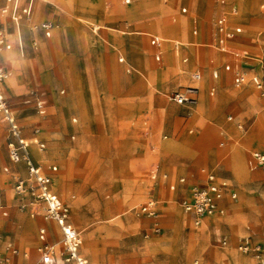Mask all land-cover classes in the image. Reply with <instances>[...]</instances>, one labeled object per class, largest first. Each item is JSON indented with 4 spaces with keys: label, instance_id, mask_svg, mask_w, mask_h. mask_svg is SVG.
Instances as JSON below:
<instances>
[{
    "label": "rangeland",
    "instance_id": "obj_1",
    "mask_svg": "<svg viewBox=\"0 0 264 264\" xmlns=\"http://www.w3.org/2000/svg\"><path fill=\"white\" fill-rule=\"evenodd\" d=\"M242 1L244 8L239 0L238 16L248 14L247 21L254 24V28L244 24L246 44L264 56V0ZM207 3L212 7L209 14ZM93 4L112 11V17H103ZM184 5H188V13L181 11ZM45 6L55 22L52 36L40 34L34 43L28 26L23 25V50L14 47L4 52L13 59L5 57L9 75L3 87L26 134L33 133L42 117L33 103L24 104L23 99L29 93H45L48 113L41 120L50 157L47 164L59 166L62 197L71 203L72 221L82 238L80 249L89 264H177L176 257H184V264H258L254 251H240L235 240L250 226L254 244L264 251V169L249 163L252 150L264 145V100L250 86L243 94H224L219 88L223 82L230 91L238 89L230 73L223 72L219 80L212 76L211 60L220 58L211 45L217 0H55V6ZM163 7L167 9L161 12ZM41 12L42 7L37 8V19ZM191 13L198 15L204 27L198 37L203 44L196 46L204 79L199 103L189 117L169 94L187 81L185 71L176 74L179 61L187 65L173 52L171 41L183 43L187 52ZM92 23L105 28L94 34ZM146 31L162 34L167 40L161 62L154 59L155 48ZM41 42L51 44V49L42 52ZM135 50L143 53V62L134 56ZM121 55L134 65L131 72L118 61ZM161 66L162 74L175 80L169 88L165 79L158 83L151 72ZM207 79L216 88L211 95L212 84L207 86L205 100L203 82ZM0 119V202L8 210L3 215L0 208V231L4 239L30 252V262L41 264L38 227L47 221L18 206L12 176L3 170L11 161L1 113ZM142 119H147L144 126L139 122ZM222 140V147H216ZM209 169L227 178L237 197L226 200L229 215L209 219L211 226L206 227L203 223L208 218L195 225L190 215L185 216L180 204L185 193L181 188L171 190L170 185H178L179 177L185 176L182 185L188 189L203 181ZM151 173H157L158 179L151 180ZM151 183L156 184L154 194L162 205V230L146 236L149 219L138 212L137 204L145 197L144 187ZM87 218L91 225L85 227ZM218 221L226 226L219 229ZM224 233L230 238L226 245L220 242ZM54 234L52 264H75L67 257L57 227ZM222 251H235L238 257L218 253ZM17 258L21 261L23 256Z\"/></svg>",
    "mask_w": 264,
    "mask_h": 264
},
{
    "label": "built area",
    "instance_id": "obj_2",
    "mask_svg": "<svg viewBox=\"0 0 264 264\" xmlns=\"http://www.w3.org/2000/svg\"><path fill=\"white\" fill-rule=\"evenodd\" d=\"M52 0H5L0 8V14L4 19L11 21L16 26L17 35L20 38V28L23 23H29L31 28L41 29L47 37L52 35L53 22L45 18L40 22H33L32 16L35 6L38 2H51ZM130 0H127L129 2ZM221 4H225L226 0H219ZM183 12L187 11L186 7L182 8ZM237 8L231 7L230 11H224L214 20V31L216 35L215 47L223 53L232 56L231 61L223 64L225 71L232 72L233 84L237 87L247 82L259 91L260 97L264 100V77L257 71H252L257 65L264 68V62L261 56L251 53L249 50H236L229 46V41L236 39L243 32L241 25H230V15L236 14ZM99 26L94 25L93 30H99ZM193 33H198V28L194 27ZM164 40L158 35H152L150 42L152 45L161 46ZM21 44V43H20ZM176 48L179 43H176ZM13 47L11 32L5 23L0 22V54L5 50ZM156 60H161V53L155 55ZM186 61L187 58H184ZM119 61L125 63V57H119ZM127 72L132 70L131 66L126 67ZM9 72L6 67L0 63V113L8 124V155L10 160L15 164L24 166V170H18L11 173L13 180L14 195L18 200V206L21 209H27L32 217L42 215L46 221L55 222L61 232V243L69 260H73L76 264H88V259L80 252L81 233L74 225L71 219L70 205L65 202L59 193L54 189V183L57 179L59 170L57 164H51L48 171L44 168L41 159L43 151L46 149V142L39 137L40 128H34V136L27 137L24 134V127L20 123L16 112L10 105L6 96L3 84L8 77ZM213 77L219 78L220 71L215 69ZM203 75L199 70H191L187 72L188 83L180 86L169 94L170 100L179 105L188 107L189 113L198 103L200 93L199 83ZM62 90L61 92H63ZM31 92H34L31 91ZM215 93V88L211 89V94ZM45 93L33 96V93L27 94L24 104L33 103L42 116L47 114V98ZM230 120L233 116L228 117ZM77 118L74 117L73 121ZM241 126L242 124H238ZM74 137V136H73ZM220 143L219 145H222ZM33 145H36L37 152L34 151ZM250 163L253 167L264 169V148L254 149L251 152ZM4 170L10 172L8 166ZM156 174H152V178H156ZM181 182L185 181V177L180 178ZM176 185L172 184L171 188L175 189ZM3 188L0 186V197ZM264 192V189H263ZM229 194L231 198L237 197V192L233 189L231 182L223 177H217L214 172H208L206 182L197 183L190 189V195L181 200L184 210L193 215L194 223L199 225L206 216L215 213L224 214L226 208L221 205V201ZM0 208L3 215L8 214V210L0 202ZM138 212L152 220L151 226L145 231V235L161 232L160 213L161 206L159 201L154 197H150L141 202ZM38 239L40 243L37 251L40 255L41 264H51L55 252V245L49 240L46 226H39ZM228 243L227 237L222 239V244ZM238 249L242 252L254 251L259 259V264H264V251L261 245H255L250 235H245L238 242ZM30 252L21 249L12 240L4 239L0 231V264H22L16 260L19 255L24 258L29 257Z\"/></svg>",
    "mask_w": 264,
    "mask_h": 264
},
{
    "label": "crops",
    "instance_id": "obj_3",
    "mask_svg": "<svg viewBox=\"0 0 264 264\" xmlns=\"http://www.w3.org/2000/svg\"><path fill=\"white\" fill-rule=\"evenodd\" d=\"M4 2H5V0H2V2H1V4H0V8H1V6L4 4ZM217 3H218V5H219V11L217 12V14L213 17V19H212V29H211V34H212V42H211V45L216 49V51L219 53V56H220V58H219V60L221 61V62H218L217 60H214V59H212L211 60V63H212V67H213V70H212V76H213V71L215 70V69H218L219 71H220V77L219 78H214V79H220L222 76V73L223 72H225V73H230V77H231V81H232V84H233V75H232V72H229V71H225L224 69H223V64L225 63V62H227V61H231L232 60V56L231 55H229V54H226V53H223V52H220L216 47H215V44H216V41H217V39H216V35H215V31H214V20H215V18L219 15V14H221L222 12H224V11H230V9H231V7H233V6H235L236 8H237V13L236 14H231L230 15V25L231 26H235V25H241L242 27H243V32L241 33V35H239L236 39H233V40H231V41H229V46L231 47V48H233V49H236V50H249L251 53H254V54H256V55H259V56H261L262 57V59H263V62H264V56L263 55H261L260 53H258V52H255V51H253L252 49H250L248 46H247V44H246V31H245V33H244V24L245 25H249L251 28H254V24L253 23H251V24H249V21H247V19L249 18L248 17V14H241L242 15V17L240 16H238V14H239V12H240V5H241V8H244V2L241 0V2H240V5H239V0H226V3L225 4H221L220 3V1L219 0H217ZM46 4H49V5H52V6H55V0H52L51 2H38L37 4H36V6H35V9H34V12H33V16H32V20H33V22H40L41 20H43V19H45V18H48V19H50L52 22H53V29H54V26H55V22H54V20H53V18L50 16V11L46 8ZM91 6H94V7H96V8H98L99 10H101V12H102V14H103V17H106V18H111L112 17V11H110L109 9H106V8H104V7H102V6H99V5H96V4H93V5H91ZM39 7H42V12H41V15H40V17L37 19V8H39ZM183 7H186L187 8V11L186 12H184V13H188V9H189V7H188V5H184V6H182L181 7V11H182V8ZM161 9V12H164L166 9H167V7H163V8H160ZM205 11L207 12V14H209L211 11H212V7H211V4H208L207 3V6L205 5ZM183 12V11H182ZM95 16H98V15H95ZM80 18H81V16H79ZM99 17V16H98ZM101 17V16H100ZM241 20V21H240ZM190 21H191V33H192V37L187 41V44L189 45V49L187 50V52H185V51H183L184 49H183V43H179V42H175V41H171V42H173L171 45H172V50H173V52L176 54V55H181V60H182V62L183 63H185L187 66H184V65H181V63H180V61L178 62V68H177V75H181L182 73H183V71H185L186 73L187 72H189V71H191V70H199V71H201V73H202V75H203V78H202V80L200 81V83H199V87H200V93H199V97H198V103H199V100H200V96H201V83H202V81H203V79H204V70H203V68L201 67V65H199V62H201V59H200V56H199V54H198V51H197V49H196V46H199V45H202L203 43L201 42V41H199V35H200V33H202V27H203V24H202V22H201V19L198 17V15L196 14V13H191V16H190ZM243 21V22H242ZM0 22L1 23H5V25L8 27V29H9V31L11 32V39H12V42H13V47L10 49V50H12L14 47H16L18 50H20V51H22L23 50V30H22V28H23V25H26V26H28V32H30L31 33V35L33 36V38H34V40H33V42L34 43H37V38H39L38 36L40 35V34H42L43 36H45V37H47L45 34H44V32H43V30H41V29H33V28H31V26H30V24L29 23H23L22 25H21V28H20V32H21V37L19 38L18 37V35H17V31H16V26L14 25V23H12L11 21H8L7 19H4L3 17H2V15L0 14ZM181 24H184L183 23V21H181ZM94 25H96V26H99L100 28H99V30H97V31H94L93 30V26ZM194 27H197L198 28V33L197 34H194L193 33V29H194ZM102 28H105L103 25H101V24H95V23H92L91 24V30H92V32L94 33V34H98L101 30H102ZM204 28V27H203ZM206 30V29H205ZM146 34H148L149 35V43H150V45L152 46V47H154L155 48V52H154V54H153V56H154V59H155V61H157V62H161L162 61V58H163V56H164V53L166 54V52H167V50H166V46H165V44H166V42H167V40L165 39V37L162 35V34H159V33H151V32H149V31H146L145 32ZM52 34H53V30H52ZM203 34H204V31H203ZM152 35H158V36H160V37H162V39L164 40L163 42H162V44H161V46H155V45H152L151 44V42H150V38H151V36ZM52 36V35H51ZM50 36V37H51ZM21 43V44H20ZM176 43H179V47L178 48H176ZM41 44H42V52H47V51H49L50 49H51V44H47L46 42H41ZM256 45V44H255ZM114 46L115 47H117L118 49H120L122 52H125V49L122 47V46H119L117 43H115L114 44ZM6 51H9V50H5V51H3L1 54H0V63L1 64H3L5 67H6V69L8 70V72H9V69H8V66H7V60H6V58H5V54H4V52H6ZM158 52H160L161 53V60L160 61H158V60H156V58H155V55H156V53H158ZM143 53L141 52V51H137V50H135V52H134V56H136L137 57V59H139V61H141V62H143V55H142ZM138 55V56H137ZM121 56H123V57H125V59H126V62L125 63H123V62H121V63H123L124 65H125V70H126V67L129 65V66H131V68H132V70L134 69V65L129 61V59L126 57V56H124V55H121ZM121 56H119V57H121ZM119 57H118V61H119ZM184 58H187V60L185 61L184 60ZM26 60V59H25ZM14 62H16V66H19L20 65V63L18 62V61H14ZM120 62V61H119ZM136 69V68H135ZM162 69V66L161 67H158V68H153L152 69V71L151 72H153L155 75H156V77H157V79H158V83H159V80L162 78V79H165L166 81H165V84L167 85V87L163 84V82H160L161 84H162V86H163V88H169L170 86H172V84L173 83H175V80H173V79H171L170 77H166V76H164L163 74H162V72L160 71ZM131 70V71H132ZM130 71V72H131ZM252 71H257V72H259L263 77H264V68H262V67H260V66H256ZM126 72H127V70H126ZM140 72V71H139ZM142 75H144V76H146L145 74H144V72H140ZM147 77V76H146ZM218 80L216 81V84H218L219 85V83H218ZM188 83V79H187V81H186V83H184V84H180L179 86H178V88L180 87V86H182V85H185V84H187ZM208 84V85H207ZM207 86H209V85H211V88H210V90H209V92H210V94H211V89L212 88H216L215 87V85H213V81L211 80V79H207ZM234 85V84H233ZM207 86H206V88H207ZM235 86V85H234ZM249 86L253 89V91H254V93H255V95H259V97H260V94H259V91L253 86V84L252 83H250V82H247V83H245L244 85H242V86H240V87H238V89H235V90H233V91H230V89H229V86L226 84V83H222V85L219 87L220 89H221V92L222 93H224V94H228V93H240V94H243V92H247V90H248V88H249ZM235 87H237V86H235ZM155 88V87H154ZM178 88H176V89H178ZM206 88H205V91H206ZM175 89V90H176ZM62 90H64V89H62ZM61 90V91H62ZM174 91V90H173ZM172 91V92H173ZM211 95H213V94H211ZM8 98V97H7ZM9 101V100H8ZM71 102V101H70ZM174 102V101H173ZM248 104H251L249 101H248V99H247V101H246ZM10 103V102H9ZM176 103V102H175ZM197 103V104H198ZM197 104L193 107V110H192V112L191 113H189V111H188V107L187 106H184V105H181L184 109H185V114L187 115V116H192L193 114H194V112H195V110H196V106H197ZM11 105V104H10ZM12 106V105H11ZM13 107V106H12ZM14 109V108H13ZM98 109V107L96 106V110ZM47 110H48V103H47ZM14 111H15V109H14ZM36 111H37V109H36ZM16 112V111H15ZM83 112V111H82ZM81 112V113H82ZM47 113H48V111H47ZM16 114H17V112H16ZM39 117H42V118H45L46 117V115L45 116H42V115H40L39 113H38V111H37V113H36ZM17 116H18V114H17ZM229 116H233L232 114H229L228 115V117ZM3 117V116H2ZM41 118V119H42ZM74 118V117H73ZM77 118V117H76ZM18 119H19V117H18ZM41 119H39V123H37V125H35L34 126V128L35 127H39L40 128V133H39V137L41 138V139H43L45 142H46V149L43 151V153H42V157H43V159H41V162H42V164H43V166H44V168L46 169V171H48V167L51 165V164H57V163H54V162H52V163H50V164H47V162H48V160L50 159V157H49V155H48V152H47V139L44 137V127H43V121L41 120ZM5 121V120H4ZM20 121V120H19ZM140 122V124L141 125H146L147 124V119H142V120H140L139 121ZM0 123H1V119H0ZM5 123H6V130H7V135H6V137L8 138V124H7V122L5 121ZM21 123V122H20ZM2 124V123H1ZM22 124V123H21ZM131 124L132 125H134V124H136V121L135 120H132L131 121ZM23 125V127H24V124H22ZM34 128H33V133H31V134H26L25 133V131H24V134L27 136V137H29V138H32L33 136H34ZM192 130H193V128H190V132H192ZM74 136V137H73ZM75 133H73L72 135H71V138L73 139V138H75ZM167 143H169L168 141H167ZM220 143H223L224 144V140H222V141H219V142H217L216 143V147H222V145H219ZM8 147V146H7ZM261 148H264V145H262L261 147H257V148H255V149H261ZM33 149H34V151L35 152H37V148H36V145H33ZM254 150V149H253ZM9 156V155H8ZM250 158H251V156H250ZM11 161V160H10ZM249 163H250V160H249ZM251 164V163H250ZM58 165V164H57ZM5 166H8L9 167V169H10V176H12L11 175V173L12 172H14V171H18V170H24V166L23 165H21V164H15V163H13L12 161H11V165H4L3 166V170H4V167ZM251 167L252 168H256V167H253L252 165H251ZM58 168H59V166H58ZM5 171V170H4ZM214 172L216 175H217V177H223V176H220L217 172H215V170L214 169H209V170H207V172H206V174H205V176L203 177V181H201V182H196V184L197 183H204V182H206V176H207V173L208 172ZM5 172H7V171H5ZM152 174H156L157 175V173H151L150 174V179L151 180H157L158 179V177H156L155 179L154 178H152ZM59 177H60V179H59ZM181 177H185V176H181ZM181 177H179V184L177 185L176 183H172V184H175L176 185V187H175V189H180L181 191H184V195H183V198H185V197H188L189 195H190V189H191V187H189L188 189L187 188H185V187H183V185L182 184H184V182H181L180 181V178ZM61 178H62V175H61V172H60V170H58V172H57V179H56V181H55V183H54V189L59 193V195L61 196V198L63 199V197H62V193H61V189H60V183H61ZM223 178H225V177H223ZM10 179H12L11 177H10ZM227 179V178H226ZM185 180H186V177H185ZM6 182V179H2L1 180V182ZM171 184V185H172ZM232 184V183H231ZM171 185H170V189L171 190H175V189H172L171 188ZM155 186H156V184H153V183H151V184H148V185H146L145 187H144V192H145V197L141 200V201H139L138 202V204H137V207H138V205L141 203V202H143V201H145L146 199H148V198H150V197H154L155 199H157L158 201H159V204H160V206H161V211H162V205H161V202H160V200L155 196V194H154V190H155ZM232 186H233V189L237 192V190H236V188H235V186L232 184ZM75 196V194L73 193L72 194V198ZM182 198V199H183ZM231 199H233V198H231V196L229 195V194H227L226 196H225V198L221 201V205L223 206V207H225L226 208V212L224 213V214H221V213H215V214H213V215H210V216H206V217H204V219L205 218H208V219H211V220H213V218L214 217H217V216H227V215H229L230 214V210H231V208H230V205L229 204H227V202H226V200H228V201H231ZM65 202H67L69 205H70V208H71V203L69 202V201H66L65 199H63ZM180 204H181V201H180ZM184 209V208H183ZM186 212V211H185ZM186 214L187 215H190L191 216V218H192V221H193V223H194V219H193V215L192 214H190V213H188V212H186ZM185 214V216L187 217V215ZM146 217V216H145ZM146 218H148V217H146ZM71 219H72V217H71ZM149 219V218H148ZM204 219L202 220V223H203V221H204ZM73 222V221H72ZM151 224H152V220L151 219H149V222H148V226L147 227H145L144 228V233H145V231L151 226ZM195 224V223H194ZM75 225V224H74ZM83 225L85 226V227H87V226H90L91 225V221L87 218V219H85L84 220V222H83ZM161 225V224H160ZM196 225V224H195ZM40 226H46V228H47V231H48V235H49V240L53 243V240H52V236H54L55 234V230H56V227L58 228V230H59V233H60V236H61V232H60V229H59V227H58V225L56 224L55 225V223H53L52 221H47L45 224H41ZM76 226V225H75ZM223 226H226V225H222V226H220V228L219 229H222V227ZM77 227V226H76ZM39 228V227H38ZM161 228H162V226H161ZM97 229V228H96ZM80 231V230H79ZM193 231H195L194 229H193ZM196 233V232H195ZM101 234H103V233H100L99 235H101ZM152 234H156V233H152ZM151 234V235H152ZM99 235H97L96 237H95V239H94V241H96V239H97V237L99 236ZM245 235H250V237L252 238V240H253V242H254V239H253V231H252V229L250 228V226H247V228H246V231L244 232V233H242L240 236H238L237 238H236V240H235V244H236V246H237V248H238V242H239V240L242 238V237H244ZM150 236V235H149ZM224 237H227V239H228V242L230 241V238H229V234L228 233H224V234H222L221 235V239H220V242L222 243V239L224 238ZM40 243V242H39ZM81 243H82V238H81ZM145 245V242H143V243H140L139 244V248H141V247H143ZM81 247V246H80ZM80 252L86 257V255L81 251V249H80ZM219 254H224V255H227L228 257H230V258H232V259H237L236 257H238L237 255H236V252L235 251H222V252H218ZM98 257H99V254H98ZM29 258L30 257H28V258H22L21 259V261L20 260H18V258H16V260L18 261V262H20V263H22V264H39V263H32V262H30L29 261ZM87 258V257H86ZM88 259V258H87ZM184 260H185V258L183 257V258H180V257H176V259H174V261L177 263V264H184ZM52 264V263H51ZM76 264V263H75ZM88 264H89V260H88ZM258 264H259V259H258Z\"/></svg>",
    "mask_w": 264,
    "mask_h": 264
},
{
    "label": "bare ground",
    "instance_id": "obj_4",
    "mask_svg": "<svg viewBox=\"0 0 264 264\" xmlns=\"http://www.w3.org/2000/svg\"><path fill=\"white\" fill-rule=\"evenodd\" d=\"M83 19V18H82ZM17 51V50H16ZM13 55V54H12ZM5 57L7 58V59H11L12 57H11V53H7V54H5ZM11 57V58H10ZM22 57V56H21ZM13 59V58H12ZM9 62V61H8ZM207 83L206 82H203V98L205 99V100H207L208 98L206 97V94H205V88H206V86L208 85H206ZM208 95V94H207ZM207 98V99H206ZM232 202V201H231ZM187 215V214H186ZM188 216V215H187ZM222 225H225V223L223 222V221H218V226L220 227V226H222ZM203 226H206V227H210L211 226V224H210V220L209 219H207V220H205L204 221V223H203ZM193 236H194V234H193ZM237 258V257H236Z\"/></svg>",
    "mask_w": 264,
    "mask_h": 264
}]
</instances>
